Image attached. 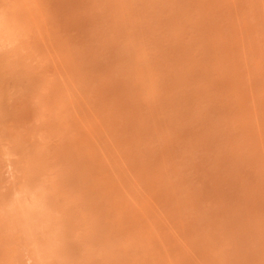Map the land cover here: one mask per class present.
<instances>
[{
    "label": "rangeland",
    "instance_id": "rangeland-1",
    "mask_svg": "<svg viewBox=\"0 0 264 264\" xmlns=\"http://www.w3.org/2000/svg\"><path fill=\"white\" fill-rule=\"evenodd\" d=\"M0 264H264V0H0Z\"/></svg>",
    "mask_w": 264,
    "mask_h": 264
}]
</instances>
